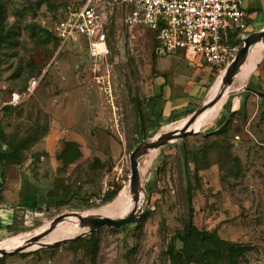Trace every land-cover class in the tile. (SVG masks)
Wrapping results in <instances>:
<instances>
[{"label":"rangeland","instance_id":"1","mask_svg":"<svg viewBox=\"0 0 264 264\" xmlns=\"http://www.w3.org/2000/svg\"><path fill=\"white\" fill-rule=\"evenodd\" d=\"M0 2L14 41L0 55V132L12 144L25 136L33 140L18 164L0 162V181L4 168L22 169L42 186L48 200L45 206H14L10 219H0V250L18 243L23 248L0 257V264H173L168 250L171 244L175 250L182 247L176 236L187 219V185L194 226L242 246L235 264H264L263 43L250 47L230 87L201 112L191 128L194 133L139 158L143 191L140 205H133L144 212L134 222L77 238L88 231L78 223L24 247L29 234L61 215L127 216L133 150L182 129L223 83L214 71L188 64L179 54L156 55L153 61V34L126 28L114 11L107 20H113V27L110 56L99 74L102 88L84 49L62 48L51 32L65 0ZM159 76L177 95H195L193 104L155 125L153 102L162 95ZM31 78L38 83L27 93ZM106 81L110 95L104 91ZM14 94L18 102L11 104ZM66 146L81 155L63 166L59 156ZM0 150L7 147L0 144ZM109 194L115 197L107 202ZM73 219L67 216L56 224ZM70 238L59 246L39 247Z\"/></svg>","mask_w":264,"mask_h":264},{"label":"built area","instance_id":"2","mask_svg":"<svg viewBox=\"0 0 264 264\" xmlns=\"http://www.w3.org/2000/svg\"><path fill=\"white\" fill-rule=\"evenodd\" d=\"M244 0H68L51 30L62 48L79 45L90 71L102 85L101 68L110 56L108 14L117 12L126 28H144L154 37L155 55L179 54L191 65L223 76L248 36ZM241 43V44H240ZM100 79L102 81H100ZM31 78L27 93L37 86ZM104 91L110 95L109 82ZM12 96L11 104L18 102Z\"/></svg>","mask_w":264,"mask_h":264},{"label":"trees","instance_id":"3","mask_svg":"<svg viewBox=\"0 0 264 264\" xmlns=\"http://www.w3.org/2000/svg\"><path fill=\"white\" fill-rule=\"evenodd\" d=\"M68 0L62 4L60 10H62L67 4ZM108 23V45L111 51V29L113 27V20L109 18ZM57 21V20H56ZM46 38L49 40L52 38L50 32L42 30ZM14 44L13 32L11 28L5 24V12L3 10L2 3L0 2V55L5 49H10ZM57 44V43H56ZM241 44V43H240ZM155 48V43H154ZM155 52L152 53V59L155 60ZM216 75V72L214 73ZM214 75V76H215ZM30 80V79H29ZM31 136H25L19 139L15 144L6 142L3 134L0 132V144L7 147V151L0 150V162L3 165L18 164L19 155L24 151L27 146L32 142ZM80 152L76 148L69 150L66 148L59 156L63 166L72 164L80 157ZM1 191V186H0ZM191 186L186 187V204H187V219L184 223L182 233L176 236L182 244L180 249H174V245L169 246L168 254L173 264H211V261H225L226 264H235L236 257L244 251V248L236 243L223 240L218 237L215 232H205L198 230L192 222L193 208L191 203ZM115 197V194L106 195V201L109 202ZM175 240V238H174Z\"/></svg>","mask_w":264,"mask_h":264},{"label":"crops","instance_id":"4","mask_svg":"<svg viewBox=\"0 0 264 264\" xmlns=\"http://www.w3.org/2000/svg\"><path fill=\"white\" fill-rule=\"evenodd\" d=\"M242 8L246 14L247 34L264 31V0H244ZM194 66L209 69L201 64ZM160 78V76L156 78V83H158L159 92L162 95L155 98L153 102V124L156 122L159 124L161 118L166 119V116L171 113H181L183 109L193 104L195 95L194 93L187 95L183 92L177 95L176 90L165 79L158 80ZM2 173L3 179L2 182L0 181L2 186L0 192V219H10L11 214L14 212V206L18 205V208H23L29 205L45 206L48 203L42 186L35 183L34 179L24 170L9 167L4 168Z\"/></svg>","mask_w":264,"mask_h":264},{"label":"water","instance_id":"5","mask_svg":"<svg viewBox=\"0 0 264 264\" xmlns=\"http://www.w3.org/2000/svg\"><path fill=\"white\" fill-rule=\"evenodd\" d=\"M257 43L264 44V31L252 32L243 39L242 46L240 47L235 59L233 60V62L229 64V66L226 68L222 76V83H223L222 88L231 85L233 78L235 77L241 66L245 63L250 47ZM257 94L262 95L261 93H257ZM218 96H215L211 101L207 102L206 104H203L197 111H195L182 129L163 134L159 136L156 140L141 144L136 149L133 150L129 158V168H130L129 185H130V193L132 194V198L134 201H138L139 195L143 191L141 186L140 173L138 169L139 158L145 155L149 150L158 149L160 147L165 146L167 143L173 140L181 139L187 134L194 133L193 131L191 132L189 130L190 125L194 122L196 117L201 112H203L207 107L213 105L216 102ZM143 212H144L143 210L135 209L132 212H130L127 216L123 218H115V219L103 217V216H93V215L91 216H81L78 214L61 215L56 217L44 231L31 238V240H29L24 247L31 246L35 242H38L40 239L45 237L49 232H51L54 229L57 221L67 216H75L78 219V223L80 227L88 228V231L79 234L77 236L78 238V237H83L86 234H91L92 232L104 226L108 228L119 229L126 224L134 222ZM72 239L73 238L63 239L55 243L40 244L39 247H50L53 245L59 246L68 241H71ZM22 250L23 248L16 249L10 252L1 251L0 257L5 256L7 254H16Z\"/></svg>","mask_w":264,"mask_h":264},{"label":"bare ground","instance_id":"6","mask_svg":"<svg viewBox=\"0 0 264 264\" xmlns=\"http://www.w3.org/2000/svg\"><path fill=\"white\" fill-rule=\"evenodd\" d=\"M250 50V49H249ZM242 67V66H241ZM228 87H230V86H228ZM228 87H224V88H221V90L218 92V94L216 95V96H218V98H217V100H216V102L222 97V95L225 93V91H226V89L228 88ZM218 90V89H217ZM216 90V91H217ZM215 102V103H216ZM214 103V104H215ZM213 104V105H214ZM213 105H211V106H209V108L210 107H212ZM203 113H200L197 117H196V119L194 120V122L190 125V127H189V130L192 132L193 130H191V128H192V126L195 124V122L199 119V117L202 115ZM174 131H178V130H173V132ZM194 132V131H193ZM130 194V196H131V200H130V202H129V204H128V211H127V214H129L130 212H132L133 210H135V208H134V203H136V205H140V199H141V197H142V193H140V195H139V198H138V201H134L133 200V198H132V194L131 193H129ZM145 204V203H144ZM142 205V204H141ZM72 217H75V216H72ZM76 218V217H75ZM75 225H77L78 226V219L76 218V219H73V220H69V221H64V222H61V223H57V224H55V227H54V229L51 231V232H49V233H52V232H55V231H59V230H62V229H65V228H69V227H72V226H75ZM47 228V227H46ZM45 227H43L42 229H38L39 231H35V233H33V234H29L27 237H26V240H27V242L29 241V240H31V238H33L34 236H36L37 234H39V233H41L42 231H44L45 229H46ZM48 233V234H49ZM17 246H19V243L15 246V247H13V248H8V249H2V250H0V252L1 251H6V252H10V251H13V250H16V249H18L17 248Z\"/></svg>","mask_w":264,"mask_h":264}]
</instances>
